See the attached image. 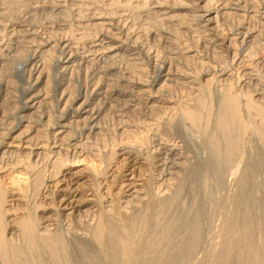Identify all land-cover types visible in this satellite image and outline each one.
<instances>
[{"label": "bare ground", "instance_id": "6f19581e", "mask_svg": "<svg viewBox=\"0 0 264 264\" xmlns=\"http://www.w3.org/2000/svg\"><path fill=\"white\" fill-rule=\"evenodd\" d=\"M0 264H264V0H0Z\"/></svg>", "mask_w": 264, "mask_h": 264}]
</instances>
